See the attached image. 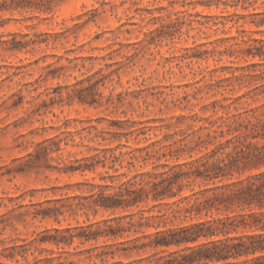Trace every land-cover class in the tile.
<instances>
[{
  "label": "rangeland",
  "instance_id": "374dc122",
  "mask_svg": "<svg viewBox=\"0 0 264 264\" xmlns=\"http://www.w3.org/2000/svg\"><path fill=\"white\" fill-rule=\"evenodd\" d=\"M17 1L0 0V217L6 221L0 264L61 253L34 244L26 260L4 257L57 226L27 215L28 208H40L32 203L62 208V226L88 217L103 221L111 211L74 216L75 196L91 190L86 180L110 184L137 173H172L203 156L196 147L206 127L264 100V60L246 53L264 40V25L249 23L264 19V0L247 11L208 7L209 0H55L47 12L15 8ZM254 9L262 15L250 16ZM46 34L57 42L51 37L49 44L33 45ZM95 92L98 101L91 104ZM41 146L54 151L31 161L28 154ZM90 149L100 156L113 149L118 160L95 173L73 172ZM69 253L75 264H95ZM135 259L120 252L107 264Z\"/></svg>",
  "mask_w": 264,
  "mask_h": 264
},
{
  "label": "trees",
  "instance_id": "16d2710c",
  "mask_svg": "<svg viewBox=\"0 0 264 264\" xmlns=\"http://www.w3.org/2000/svg\"><path fill=\"white\" fill-rule=\"evenodd\" d=\"M259 1L209 0L204 4L208 7L223 4L247 11ZM53 2L55 0H18L15 8L24 10L34 6L47 12ZM253 11L250 16L262 15L256 9ZM249 23L259 27L264 25V19ZM51 37L55 38L46 34L41 41L32 43L49 44ZM246 53L264 60V40H255ZM261 94L264 99V92ZM97 95L91 93L89 103H96ZM83 96L80 95V100L88 102ZM220 119L221 122L218 120L206 127V139L197 144L196 148L204 149L203 156L177 165L178 169L172 173H137L127 181L119 179L114 183L111 180L110 184L86 180L85 185L91 190L87 196H75L80 203L74 216L79 211H93L96 215L101 209L111 211V216L103 221H90L88 217L84 224L62 226V208L52 207L51 201L32 203L31 206L40 208L34 212L28 208L27 215L40 221L53 220L57 226L36 232L31 244L15 245L4 257L20 256L26 260L28 254L34 255L29 245L35 244L55 247L61 253L57 257L53 252L35 257L27 264H75L70 249L80 261L95 264L98 261L107 264L120 252L126 257L137 255L138 259L128 264H264V100L259 106H249L243 111L235 108L231 116ZM211 144L215 148L209 151ZM230 147L231 152H226ZM53 151L41 146L27 157L31 161L48 159ZM55 151H61L60 145ZM101 152L102 156L92 155L90 149L85 163L71 170L95 173L99 167L107 168L108 160L113 163L118 160L113 149ZM115 172L118 173V169ZM195 185L198 191L192 188ZM186 188H191L190 195L183 196ZM173 199L177 200L169 202ZM27 207L19 205L20 209ZM5 223L0 217V235L6 230ZM46 251L49 252V248Z\"/></svg>",
  "mask_w": 264,
  "mask_h": 264
}]
</instances>
